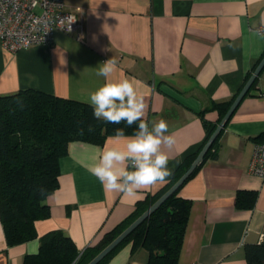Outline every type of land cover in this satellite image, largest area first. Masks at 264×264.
I'll return each mask as SVG.
<instances>
[{
  "label": "crops",
  "instance_id": "0c3cea01",
  "mask_svg": "<svg viewBox=\"0 0 264 264\" xmlns=\"http://www.w3.org/2000/svg\"><path fill=\"white\" fill-rule=\"evenodd\" d=\"M83 10L85 36L54 31L50 43L11 52L0 41V95L34 88L88 103L105 82L97 68L114 57L113 80L136 82L148 105L144 119H164L175 144L172 172L199 150L207 129L219 120L212 102L236 97L264 58V0H64ZM73 141L59 160L58 185L46 198L49 216L35 221L36 236L7 245L0 223V264H23L38 251L40 237L64 231L81 252L133 212L139 200L163 184L136 195L105 191L88 166L107 146ZM264 138V69L233 111L207 157L183 183L179 195L191 201L178 264H250L245 245L264 232V179L249 173L253 147ZM168 151L167 149H165ZM172 176V175H171ZM167 178V181L170 180ZM165 184V183H164ZM237 191H255L251 207L237 206ZM144 247L127 241L101 264H146Z\"/></svg>",
  "mask_w": 264,
  "mask_h": 264
},
{
  "label": "trees",
  "instance_id": "16d2710c",
  "mask_svg": "<svg viewBox=\"0 0 264 264\" xmlns=\"http://www.w3.org/2000/svg\"><path fill=\"white\" fill-rule=\"evenodd\" d=\"M234 98L211 103L210 108L217 110L219 120ZM89 125L93 129L91 132L88 131ZM203 125L207 136L199 150L185 156L167 183L139 200L129 216L105 232L94 244L79 252L64 231L55 229L40 237L38 251L26 254L23 264H86L182 175L215 128L206 120H203ZM136 127V124L126 127L123 123L110 124L97 120L89 103L34 88L0 95V223L7 245L34 238L35 221L49 216L46 198L58 185L59 160L67 154L71 142L102 144L108 136L115 134L116 128H124L125 135H131ZM81 129L83 134H80ZM217 138L202 162L216 155ZM179 189L98 264L127 241L132 242L133 248L144 247L147 250L146 264H178L191 209V201L181 197ZM255 196V191H237L235 203L251 207ZM244 249L247 262L264 264V241L248 243Z\"/></svg>",
  "mask_w": 264,
  "mask_h": 264
},
{
  "label": "clouds",
  "instance_id": "9594fccd",
  "mask_svg": "<svg viewBox=\"0 0 264 264\" xmlns=\"http://www.w3.org/2000/svg\"><path fill=\"white\" fill-rule=\"evenodd\" d=\"M75 20V17L67 18V31H71ZM116 69L114 57L98 66L96 75L104 77L105 82L89 94L88 103L97 120L123 123L126 127L136 124L137 127L131 135H125L124 128H116L112 139L123 141V147L106 144L87 170L105 191L136 195L139 190L167 183V178L173 174L168 163L175 137L169 133L164 119L155 122L144 119L148 105L143 95L138 94L136 82L127 78L113 80ZM92 130L89 125L88 131ZM43 192L41 189V194Z\"/></svg>",
  "mask_w": 264,
  "mask_h": 264
},
{
  "label": "built area",
  "instance_id": "2783aa9c",
  "mask_svg": "<svg viewBox=\"0 0 264 264\" xmlns=\"http://www.w3.org/2000/svg\"><path fill=\"white\" fill-rule=\"evenodd\" d=\"M68 17L76 18L70 32L67 31ZM56 30L82 41L85 36L83 10L68 6L64 0H0V41L6 50L15 52L34 44L50 43ZM254 31L264 34V23L254 27ZM248 171L264 179V138L254 144ZM259 241H264V232L260 233Z\"/></svg>",
  "mask_w": 264,
  "mask_h": 264
},
{
  "label": "water",
  "instance_id": "95a60500",
  "mask_svg": "<svg viewBox=\"0 0 264 264\" xmlns=\"http://www.w3.org/2000/svg\"><path fill=\"white\" fill-rule=\"evenodd\" d=\"M262 69H264V58L260 60L251 76L238 92L223 117L217 123L216 127L210 134L203 147L200 149L198 154L195 156L186 170L182 173V175L157 200H155L144 212H142L135 220H133L122 232H120L114 239H112L86 264H98L105 256L113 251L139 224H141L142 221H144L150 215V213H152L168 196H170L173 192H175L183 185V183L188 179L192 172L202 162L205 154L207 153L215 139L219 136L229 118L231 117L233 111L238 106L243 97L247 94L248 90L250 89Z\"/></svg>",
  "mask_w": 264,
  "mask_h": 264
}]
</instances>
